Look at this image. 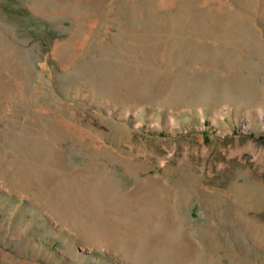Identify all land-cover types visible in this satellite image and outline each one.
Here are the masks:
<instances>
[{
    "label": "rangeland",
    "instance_id": "obj_1",
    "mask_svg": "<svg viewBox=\"0 0 264 264\" xmlns=\"http://www.w3.org/2000/svg\"><path fill=\"white\" fill-rule=\"evenodd\" d=\"M246 23L264 0H0V264H264Z\"/></svg>",
    "mask_w": 264,
    "mask_h": 264
},
{
    "label": "bare ground",
    "instance_id": "obj_2",
    "mask_svg": "<svg viewBox=\"0 0 264 264\" xmlns=\"http://www.w3.org/2000/svg\"><path fill=\"white\" fill-rule=\"evenodd\" d=\"M245 27H246L245 30H246V36H247V38H246L247 46H251L250 49H252L253 51H258L261 54L260 64L254 65V70L256 72H260V71L264 70V44L257 42L255 31L253 30V28L250 26L249 23H246ZM209 81H210V79H209ZM238 82H239L238 86H241L242 88H246V87H248V84L250 81H249L248 77L243 76L238 80Z\"/></svg>",
    "mask_w": 264,
    "mask_h": 264
}]
</instances>
